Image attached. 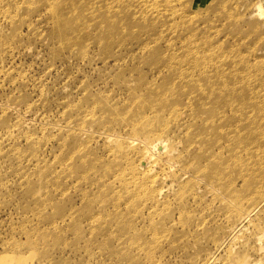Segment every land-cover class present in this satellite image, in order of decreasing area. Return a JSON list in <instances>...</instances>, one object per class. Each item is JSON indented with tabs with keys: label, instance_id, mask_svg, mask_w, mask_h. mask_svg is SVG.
<instances>
[{
	"label": "rangeland",
	"instance_id": "1",
	"mask_svg": "<svg viewBox=\"0 0 264 264\" xmlns=\"http://www.w3.org/2000/svg\"><path fill=\"white\" fill-rule=\"evenodd\" d=\"M67 1L0 0V264H264L252 225L226 235L243 209L264 220V0H69L63 37ZM106 5L114 27L93 16ZM192 54L257 91L203 107L192 70L168 82L158 117L169 72L152 70ZM143 118L171 126L147 168L99 135L142 139Z\"/></svg>",
	"mask_w": 264,
	"mask_h": 264
},
{
	"label": "bare ground",
	"instance_id": "2",
	"mask_svg": "<svg viewBox=\"0 0 264 264\" xmlns=\"http://www.w3.org/2000/svg\"><path fill=\"white\" fill-rule=\"evenodd\" d=\"M67 2H68V5L71 11L70 12H60L58 15V20L56 22L57 29L59 30L58 32L63 37H65L67 34L65 31L70 30L73 27H75V25H73L72 23L62 22L64 20V17L69 16V15H72V16L74 15V8H72V4L70 3L69 0ZM110 9L112 10V8L109 7V5H106L105 8L102 7L99 10V13L95 11L94 15L93 14L92 15L102 16L103 20L108 21L109 24L112 27H114V23H113L114 20L113 21L110 20L106 14V13H109V14L112 13ZM78 13L79 12H77L76 14ZM146 13H148L150 16L154 15L153 14L154 11H152L151 9H147ZM62 15H64V17ZM182 61L184 62V64L180 65L178 58H171V59H168L164 64L156 66L152 70L153 72H155V71H160L161 69H166L167 72H169L167 79L162 81L163 83L162 87L157 89V91L154 93L156 100H154L153 102L155 103L154 104L155 107L158 108L156 111V115L158 117L167 107V105L164 104V102L167 99V95L164 89L169 84L168 82L175 78L176 79L175 81L179 83L181 82V79L185 76V74L192 70H196L199 76L201 77L200 80L195 81V88H196L195 93L201 94V97L198 96L197 104L203 107L206 104H208L207 107H210V108H211V105H214L215 107L212 109L216 110L222 107L221 105L222 99L229 100V102L238 101L240 95L239 93L235 92L236 88L238 87H246V88L251 89V91L253 92L257 91L251 85V82H248L246 80V77H243L242 75H238L237 77H235L232 75L234 70L220 69L222 67H218L217 65H215L213 58H203L200 55L192 54V55H189L188 57L185 56ZM214 70L217 72V74L220 75L219 78L216 77L214 73L208 74V72L214 71ZM187 84H188V80H187ZM133 89L135 90V88ZM168 96L169 98L173 100H178L179 98L177 94H173V93H170ZM248 103L249 105L260 104V103L255 102L252 98L248 99ZM184 104L189 105L190 104L189 99ZM226 106L227 105H223L222 108ZM210 108H207V109H210ZM241 113L242 111L237 113L234 117L240 116ZM195 114L196 112L194 113V115ZM175 122H177V120H175ZM204 122L206 124L213 125L211 126L212 129L217 128V126L214 125V119L212 118L205 117ZM227 123L230 125H234L236 124V121L233 118V120L228 121ZM146 124H147L146 118H143L142 122L139 123L138 125V126H141L138 128L140 130H143L142 133L144 132L142 139H138L136 137H131V136L124 137V135H120V134L118 135V134H114L110 132H102V131L99 132V135H104L107 139H109L112 142L117 141L118 138H122V139L124 138L123 139L124 142L127 140V142L130 144V147L137 149V151L134 152L135 157H133V160L135 158L138 159V165L140 166L139 168H147L150 166V164L157 163L160 159H162L163 158L162 155H165V156L168 155L169 150L166 147V140L168 139V137L166 133L168 129L171 128V126L168 122H165L159 127V129L152 130V129L146 128L144 126ZM156 151L160 153L155 154ZM130 159H132V157H130ZM177 161L178 163H181L183 167L186 166V164L183 161H179V160ZM165 162L171 165L169 161H165ZM137 167L134 166L131 169L140 170ZM260 200L264 201V197L257 200L255 204ZM251 210L252 208L249 211H244L243 209V212H239L237 213V216H233L231 218H229L230 215H228V218L226 220V230L228 231L226 235L228 239H231L233 241L234 239H236L237 233L242 231L247 226L252 225L251 230L247 231V233L252 234V238L254 239L253 247L255 248V252L256 253L258 252L259 255L262 254L263 257L261 259H263L262 262H264V220L261 221L260 219L251 218V215H250ZM215 259L216 258H215L214 253L210 252V254L206 257V259L201 261V263L203 262L202 264H213ZM258 260L256 259L246 260L244 257H240V259L236 262V264H256Z\"/></svg>",
	"mask_w": 264,
	"mask_h": 264
}]
</instances>
